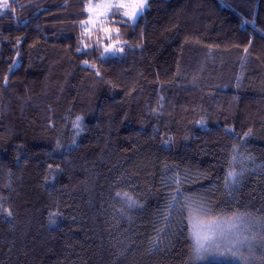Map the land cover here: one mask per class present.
I'll list each match as a JSON object with an SVG mask.
<instances>
[{"label":"trees","instance_id":"16d2710c","mask_svg":"<svg viewBox=\"0 0 264 264\" xmlns=\"http://www.w3.org/2000/svg\"><path fill=\"white\" fill-rule=\"evenodd\" d=\"M101 1L0 0V264H264V0Z\"/></svg>","mask_w":264,"mask_h":264},{"label":"snow or ice","instance_id":"6c2138e0","mask_svg":"<svg viewBox=\"0 0 264 264\" xmlns=\"http://www.w3.org/2000/svg\"><path fill=\"white\" fill-rule=\"evenodd\" d=\"M119 6L128 7V5H125V4H120ZM145 6H146V0H140L139 3L131 5L130 6L131 11L125 12L124 15L128 16L129 19L134 20L143 11ZM2 7L4 8L8 7L7 0H4ZM97 7H99V5ZM107 7H112V5H108ZM231 175L233 174L229 173V176ZM190 225H191L190 232L195 241L197 251H199L200 249L204 247L205 241H212L214 237L216 236L215 228L218 227V225H215V221L209 222L208 224H203V223H197V222H194L193 220H190ZM205 230H207V232L210 234H205ZM216 238H225V236L223 232H221L220 237H216ZM233 255H235L234 252H233Z\"/></svg>","mask_w":264,"mask_h":264},{"label":"rangeland","instance_id":"374dc122","mask_svg":"<svg viewBox=\"0 0 264 264\" xmlns=\"http://www.w3.org/2000/svg\"><path fill=\"white\" fill-rule=\"evenodd\" d=\"M140 0H102L101 2H98L96 4H90L88 7V12L90 14L89 19L87 21L88 26H92V24L96 23L102 16L105 15L107 10L111 7H107L108 5H112L115 7H120V4H125L128 5V7H120L123 10V14L125 12H130L131 11V5H134L136 3H139ZM99 5V7H97ZM146 5H147V0H146ZM146 8V6H145ZM144 8V9H145ZM143 9V11H144ZM143 11L134 19H129L128 16L124 15L127 19H129L131 22H135L137 18L143 13Z\"/></svg>","mask_w":264,"mask_h":264}]
</instances>
